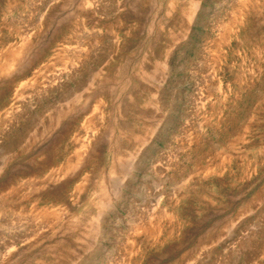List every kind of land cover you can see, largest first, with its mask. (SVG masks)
Listing matches in <instances>:
<instances>
[{
    "label": "rangeland",
    "instance_id": "obj_1",
    "mask_svg": "<svg viewBox=\"0 0 264 264\" xmlns=\"http://www.w3.org/2000/svg\"><path fill=\"white\" fill-rule=\"evenodd\" d=\"M0 264H264V0H0Z\"/></svg>",
    "mask_w": 264,
    "mask_h": 264
},
{
    "label": "bare ground",
    "instance_id": "obj_2",
    "mask_svg": "<svg viewBox=\"0 0 264 264\" xmlns=\"http://www.w3.org/2000/svg\"><path fill=\"white\" fill-rule=\"evenodd\" d=\"M34 83V82H33Z\"/></svg>",
    "mask_w": 264,
    "mask_h": 264
}]
</instances>
